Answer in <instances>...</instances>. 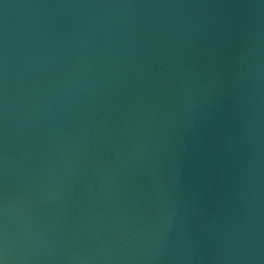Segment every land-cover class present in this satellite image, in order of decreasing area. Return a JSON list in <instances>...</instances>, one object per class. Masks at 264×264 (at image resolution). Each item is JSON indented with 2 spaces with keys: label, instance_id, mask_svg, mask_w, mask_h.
I'll return each mask as SVG.
<instances>
[{
  "label": "water",
  "instance_id": "1",
  "mask_svg": "<svg viewBox=\"0 0 264 264\" xmlns=\"http://www.w3.org/2000/svg\"><path fill=\"white\" fill-rule=\"evenodd\" d=\"M0 264H264V0H0Z\"/></svg>",
  "mask_w": 264,
  "mask_h": 264
}]
</instances>
